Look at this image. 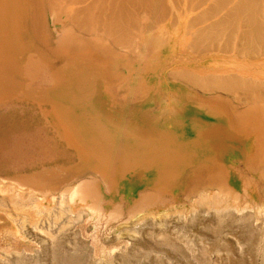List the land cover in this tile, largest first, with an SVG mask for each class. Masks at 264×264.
Returning <instances> with one entry per match:
<instances>
[{"label":"bare ground","instance_id":"obj_1","mask_svg":"<svg viewBox=\"0 0 264 264\" xmlns=\"http://www.w3.org/2000/svg\"><path fill=\"white\" fill-rule=\"evenodd\" d=\"M60 1L69 5L82 30L87 33L95 30L106 32L114 38L117 46L131 44L144 32H164L165 42L189 46L191 55L213 57L203 66H195L177 76L189 90L186 96L224 123L214 121L200 129L193 141L184 142L176 133L180 121L170 122L171 131L164 126L167 111L151 114L148 111L150 108L136 115H127L133 110L138 112L137 106L151 93L154 96L161 92L176 93L180 101L182 94L161 91L158 85H148V82L139 80L125 84L123 80L127 75L123 66L137 65L131 60L124 62L126 56L117 58L110 46H101L90 38L73 35L56 39L47 20V6L52 8ZM50 17L53 20L54 17ZM258 66H264V0H0V110L3 106L13 105L16 100L30 103L39 114L42 109H48L63 128V135L55 134V131L52 133L60 148L57 156H53L54 161L60 160V151L65 148L87 154V159L94 163L88 170L66 169L61 176L55 168H45L31 175L21 172L19 166L13 167V175L8 178L30 188L33 193L29 195L31 205H24L22 209L33 210L34 213L42 211L46 207L38 206L35 192L46 195L54 191L68 203L71 211L72 186L69 184L86 172L94 179L87 187L81 185V189L103 211L106 209L105 200L99 183L111 190L118 170L125 173L133 169L158 167V187L150 190L151 196L149 194L137 200L138 205L164 196V189L173 184L186 166L193 168L194 173H202L195 181L191 180L194 181L192 190L202 182L226 181L227 172L219 159L227 151L220 148L224 142H229V148H236L233 143L239 144L243 139L252 137L253 151H244L248 166L261 157L262 154L257 153L258 148H264L262 114L248 109L239 110L227 98L233 97L243 107L264 101V77L253 70ZM39 67L49 77L50 86L47 89H38L31 84ZM213 91L227 96L204 95ZM97 95L107 96L110 109L121 112L123 116H119L117 121L112 120L110 113L106 114V120L126 137L136 140L135 144L141 146L140 151L133 146H129L134 149L131 150L112 144L103 124L97 120L86 125L81 116L73 114L70 105L63 103L66 98L86 101ZM100 101L107 103V99ZM17 113L10 124L5 123L6 129L9 128V135L5 137L20 149L18 144L29 138L27 134L37 136L38 131L33 127L31 132L26 129L31 120L25 118L24 110ZM40 127L48 131L43 125ZM42 129L38 130L44 133ZM60 139H64L66 145ZM199 145L209 148L213 154L195 165L191 157L193 149ZM2 147L4 150L5 145ZM13 199L23 200V195L13 192L9 200ZM209 201L230 207L226 199L203 198V202Z\"/></svg>","mask_w":264,"mask_h":264},{"label":"rangeland","instance_id":"obj_2","mask_svg":"<svg viewBox=\"0 0 264 264\" xmlns=\"http://www.w3.org/2000/svg\"><path fill=\"white\" fill-rule=\"evenodd\" d=\"M47 8V20L56 39L72 35L90 38L101 46H110L117 58L126 56L124 62L131 60L136 64L129 68L123 66L127 75L123 77L125 84L139 80L148 82V85H158L161 91L182 94L180 101L176 93L161 92L158 96L151 93L137 106L138 112L133 110L127 115H136L150 108L148 111L151 114L167 111L164 126L171 131L170 122L180 121L176 133L184 142L193 141L200 129L214 121L224 123L189 99L186 96L188 88L177 76L195 66H203L213 57L191 55L189 46L165 42L164 32H144L131 44L117 46L114 38L106 32L95 30L87 33L82 30L66 2L60 1ZM50 16L54 17L53 20ZM253 70L264 77V66L254 67ZM31 84L42 90L50 86L43 68H38ZM118 93L121 95L122 91ZM204 95L227 96L220 91ZM227 98L239 110L260 112L264 120V101L243 107L233 97ZM100 99H107V103H102ZM109 102L105 95L93 96L86 101L63 100L72 107L74 115L82 117L86 125L97 120L103 124L112 144L125 148L133 146L140 151L141 146L135 144L136 140L126 137L106 120L107 113L111 114L113 121L123 116L120 111L111 110ZM29 104L16 100L13 105L3 106L0 110V151L3 153L0 160L8 161H0V264H264V148H258L257 153L262 155L257 163L246 165L244 151H253L252 137L243 139L239 144L233 143L236 148H229V142L220 146L222 150H227L219 158L227 172L226 181L202 182L197 190H192L194 179L202 173H194L193 168L186 166L173 184L164 189V196L138 205L139 199L147 197L150 190L158 187V167L133 169L125 173L118 170L111 190L99 183L105 200L106 209L103 211L81 189V185L87 187L94 179L86 172L69 184L72 186L71 211L59 193L53 191L43 195L37 191L34 195L38 206L46 208L34 213L33 210L22 209L24 205H31L29 195L33 193L30 188L8 178L13 175V167L19 166L21 172L31 175L45 168H55L61 176L66 169L88 170L94 163L87 159V154L65 148L60 151V160L54 161L53 156H57L60 148L52 133L63 135V128L48 109H42V113L37 112V115ZM23 110L25 118L31 120L26 129L31 132L33 127L38 132L37 136L27 134L29 138L21 141L18 144L21 148L17 149L5 137L9 135L5 123L10 124L12 118L15 119L13 115ZM60 141L66 145L64 139ZM2 144L5 145L4 150ZM212 154V150L199 145L193 149L191 161L197 165ZM13 192L22 194L23 200L10 201ZM205 197L226 199L230 207L217 201L205 203Z\"/></svg>","mask_w":264,"mask_h":264}]
</instances>
